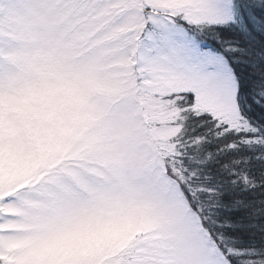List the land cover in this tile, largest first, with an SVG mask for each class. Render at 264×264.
<instances>
[{"label":"snow or ice","instance_id":"snow-or-ice-1","mask_svg":"<svg viewBox=\"0 0 264 264\" xmlns=\"http://www.w3.org/2000/svg\"><path fill=\"white\" fill-rule=\"evenodd\" d=\"M0 264H264V0H0Z\"/></svg>","mask_w":264,"mask_h":264}]
</instances>
